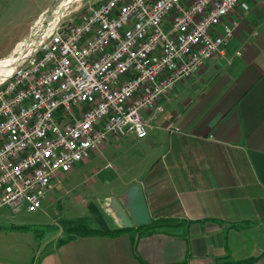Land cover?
Instances as JSON below:
<instances>
[{
	"label": "crops",
	"instance_id": "1",
	"mask_svg": "<svg viewBox=\"0 0 264 264\" xmlns=\"http://www.w3.org/2000/svg\"><path fill=\"white\" fill-rule=\"evenodd\" d=\"M232 19L223 52L177 79L156 116L141 111L146 136H122L142 147L125 156L131 177L94 198L109 228H121L112 206L138 182L155 225L63 242L68 231L59 230L35 264H231L250 257L256 259L248 264H264V0H241L224 22ZM112 140L118 138L99 150ZM88 224L96 227L93 219Z\"/></svg>",
	"mask_w": 264,
	"mask_h": 264
},
{
	"label": "built area",
	"instance_id": "2",
	"mask_svg": "<svg viewBox=\"0 0 264 264\" xmlns=\"http://www.w3.org/2000/svg\"><path fill=\"white\" fill-rule=\"evenodd\" d=\"M240 1L103 0L67 18L41 12L0 58V207L33 211L52 179L108 138L145 137L141 111L156 116L177 79L223 52L236 26L224 19Z\"/></svg>",
	"mask_w": 264,
	"mask_h": 264
},
{
	"label": "rangeland",
	"instance_id": "3",
	"mask_svg": "<svg viewBox=\"0 0 264 264\" xmlns=\"http://www.w3.org/2000/svg\"><path fill=\"white\" fill-rule=\"evenodd\" d=\"M61 1L0 0V53L12 44L31 20L38 17L42 9H48L47 13L60 9L62 18H67L77 15L85 4L103 0H71L62 7ZM141 148L139 141L129 136L112 140L99 151L90 150L85 162L75 163L70 170L60 172L53 189L45 192L39 208L28 211L23 205L14 211L9 205H2L0 264H35L53 244L47 239L59 230L64 235L70 229L89 225L92 217L88 203L119 189L131 177L132 168L125 156ZM107 162L111 166H106Z\"/></svg>",
	"mask_w": 264,
	"mask_h": 264
},
{
	"label": "water",
	"instance_id": "4",
	"mask_svg": "<svg viewBox=\"0 0 264 264\" xmlns=\"http://www.w3.org/2000/svg\"><path fill=\"white\" fill-rule=\"evenodd\" d=\"M120 205L115 203L112 208L123 222V227L144 226L150 223V216L140 183L135 182L124 191ZM87 208L96 228L100 230L110 229L102 212L93 201L88 203Z\"/></svg>",
	"mask_w": 264,
	"mask_h": 264
},
{
	"label": "trees",
	"instance_id": "5",
	"mask_svg": "<svg viewBox=\"0 0 264 264\" xmlns=\"http://www.w3.org/2000/svg\"><path fill=\"white\" fill-rule=\"evenodd\" d=\"M167 223V222H165ZM163 224V223H162ZM155 224H153L152 222H150L149 224L147 225H144V226H132V227H121V228H117V229H109V230H100L96 227H89V226H83V227H76V228H73V229H70L67 233V235L65 237H62L58 240V242H63L65 241L66 239H68L69 237L71 236H76V235H90V234H96V233H110V234H113V233H116L118 232L119 230H132L133 227H135L136 229H145V228H149V227H153ZM256 259V257H250V258H247V259H244V260H240V261H237V262H233L231 264H248V263H251L252 261H254Z\"/></svg>",
	"mask_w": 264,
	"mask_h": 264
},
{
	"label": "bare ground",
	"instance_id": "6",
	"mask_svg": "<svg viewBox=\"0 0 264 264\" xmlns=\"http://www.w3.org/2000/svg\"><path fill=\"white\" fill-rule=\"evenodd\" d=\"M69 2H71V0H62L61 1V3H60V6L62 7L63 5H65V4H67V3H69ZM51 13L53 14V18H55L56 16H58L60 13H61V10L60 9H57V8H55V9H53L52 11H51ZM10 58V57H9ZM8 62V59H5V60H1L0 61V67L2 66V64H4V63H7ZM8 70V69H7Z\"/></svg>",
	"mask_w": 264,
	"mask_h": 264
}]
</instances>
